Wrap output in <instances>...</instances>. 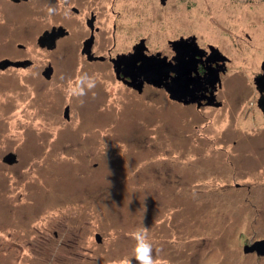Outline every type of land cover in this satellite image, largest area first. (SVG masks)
I'll return each instance as SVG.
<instances>
[{
  "label": "rangeland",
  "instance_id": "rangeland-1",
  "mask_svg": "<svg viewBox=\"0 0 264 264\" xmlns=\"http://www.w3.org/2000/svg\"><path fill=\"white\" fill-rule=\"evenodd\" d=\"M168 3L116 0V42L105 28L99 52L140 37L150 52H169V39L201 36L231 59L224 106L176 103L151 86L140 95L111 64L87 63L80 47L48 50L34 37H19L13 52L3 45V57L35 64L0 79V264H137L133 234L142 228L160 264H264L244 251L264 239V114L254 80L264 0ZM207 26L227 41L204 39ZM49 63L51 82L40 76ZM83 73L97 83L78 98L70 91ZM10 152L13 165L3 161Z\"/></svg>",
  "mask_w": 264,
  "mask_h": 264
},
{
  "label": "flooded vegetation",
  "instance_id": "flooded-vegetation-1",
  "mask_svg": "<svg viewBox=\"0 0 264 264\" xmlns=\"http://www.w3.org/2000/svg\"><path fill=\"white\" fill-rule=\"evenodd\" d=\"M106 1L107 2L105 3V0H0V79L3 72L7 68L13 67L17 69L18 68L27 69L29 67H33V65L35 64L34 61L31 60L29 57H21V58L14 57V59L11 57H3L2 56L3 45L7 47V51L13 52V48L15 47L14 43L17 42V39L19 37H25V38L34 37L38 45L42 47L40 43L41 42L40 39L43 37L46 38L48 37V38H54V42H53L54 48L49 49L47 46L42 48L48 50H55L58 47H62V48L80 47L81 54L84 57V59L87 61V63L111 64L116 79L124 86H126L128 89L141 95L144 93L147 86H151V87H155V86L148 84L147 82H144L143 90L142 92H140L138 89L134 88L129 84L131 82V78L125 75L126 72L125 65L120 64L118 66L117 64H115L114 60L118 58V56L120 55L134 54L136 51V47L142 43V45L145 47L144 54L157 55L158 59H162V60L165 59V61L171 63L172 65H175L177 63L176 57L179 55V52L175 50L173 42L180 40L182 38L188 39L191 37H195V41L190 40V42L193 43L195 42L198 46V48L196 49L198 51H196V53L194 54V59L196 60V69L193 70L192 75L197 76L199 74L200 76H205L207 72L209 71L216 72V69H218L219 80L213 85L210 83H205L202 89H200V92H198V94L206 96L202 100L201 102L202 105L200 107L198 106V103H192L189 105H196L198 109L208 106L212 107L213 105H207L208 102L207 97L212 96L211 91L214 90L217 101L221 102V106L219 107L224 106L223 101L219 99V95L223 90V76L226 75L228 71V64L231 62V59L227 56V54H225L220 49V47L217 46V44L208 42L206 44L207 46L203 45V43H201L199 40L201 39V36L199 37L198 35L194 34L188 37L180 36L173 39H169L168 40L169 52H165L163 50L162 51L159 50L155 53L150 52V48L147 45L146 37H140L138 40L134 41L132 45L128 47L126 50L114 52L113 48L110 47L106 52H99V48L101 47V35L102 32L105 30V28H108L110 30L112 43L114 45L116 42L115 34L116 31L118 30V25L115 21L116 19H115V8H114L116 0H106ZM159 1L163 7H167L169 4L168 3L169 0H159ZM49 7H54L56 9V12L53 15L48 14L47 9ZM141 10H142V14H140L138 17L130 13L131 16L138 18L135 19L134 25L139 26L142 23H144L143 18L145 12L143 9ZM104 11H106L107 13V18L105 20L103 15ZM190 25H191L190 27H192L193 24ZM196 26L197 25L194 24L192 28H197ZM177 27L179 28V25ZM209 29L211 30L210 32L205 30V32L201 34L204 39H217V40L223 39V42L227 41V39L222 38L220 34L218 35L213 34L212 32L214 30L211 29L210 27ZM35 32L37 33L36 35ZM211 34L214 35L215 38H211V37L209 38V35ZM212 46L219 49L220 52L219 53L216 52L215 54H213L210 48ZM17 47L22 48L25 47V45L21 43H17ZM224 56H226L227 58L225 62L222 60ZM4 60H9L12 63L26 62L27 65L16 66L15 64H11L7 68H3V64L1 63H3ZM140 63L141 62L139 61L138 64ZM48 67H52L53 69V72L49 77H47V75L45 74V70ZM261 73H263V70ZM175 75L176 72L172 71L170 74V78ZM40 76H42V78L44 77V79L48 82H51L54 79H56L55 78L56 74L54 72L53 65L49 63L45 67V69L41 72ZM155 88L165 91L169 96V93L166 91L164 87L161 88L155 87ZM259 94L261 96L260 92ZM172 101L176 103H181L175 100ZM10 153H14V152H10ZM4 157H3V161H4ZM9 165H13V164H9Z\"/></svg>",
  "mask_w": 264,
  "mask_h": 264
},
{
  "label": "water",
  "instance_id": "water-1",
  "mask_svg": "<svg viewBox=\"0 0 264 264\" xmlns=\"http://www.w3.org/2000/svg\"><path fill=\"white\" fill-rule=\"evenodd\" d=\"M41 40L42 47H48L49 49L54 48V38L43 37ZM190 40L195 41V37L188 39H180L174 41V48L179 55L176 57L177 63L172 65L171 63L165 61V59H158L157 55H146L144 54L145 47L141 44L136 47V51L131 55H120L114 60L115 64L118 66L120 64L125 65V75L131 78L129 83L134 88L138 89L140 92L143 90L144 82L151 84L155 87H164L169 93L172 100L189 105L192 103H198L200 107L202 105V100L206 97L204 95H199L200 89L205 83L215 84L219 80L218 69L215 71H209L205 76H193L192 72L196 69V60L194 59V54L198 48L197 44L190 42ZM52 42V43H51ZM212 53L220 52L219 49L215 47H210ZM142 53V54H141ZM139 56V57H138ZM226 56L222 59L224 62ZM141 62L138 64V62ZM3 68H7L11 64L16 66H26V62H15L12 63L9 60H4ZM263 73L255 77V84L257 89L261 93L258 100V106L264 113V63L262 66ZM172 71L176 72V75L170 78ZM53 72L52 67H48L45 70L47 77ZM143 77V78H142ZM206 89V88H205ZM212 96L207 97V105H213L216 107L221 106V102L217 101L214 90L211 91ZM67 119L69 116V107L65 109L64 113ZM4 162L8 164H15L18 162V157L16 153H9L4 157ZM98 241H101V236L97 235ZM246 253L256 252L259 256H264V239L257 240L251 245H246L244 248Z\"/></svg>",
  "mask_w": 264,
  "mask_h": 264
},
{
  "label": "clouds",
  "instance_id": "clouds-1",
  "mask_svg": "<svg viewBox=\"0 0 264 264\" xmlns=\"http://www.w3.org/2000/svg\"><path fill=\"white\" fill-rule=\"evenodd\" d=\"M49 15H53L56 12L54 7L47 9ZM96 78L89 76L87 73H83L76 77L75 86L71 89V94L80 98L87 95L88 91H91L96 87ZM133 238L136 240L135 247V259L137 264H160V261L154 256V251L158 255L159 249L153 248V244L148 239V229H138Z\"/></svg>",
  "mask_w": 264,
  "mask_h": 264
}]
</instances>
